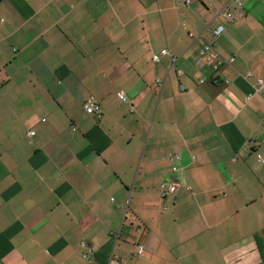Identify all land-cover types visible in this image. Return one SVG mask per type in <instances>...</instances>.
Wrapping results in <instances>:
<instances>
[{"label":"crops","instance_id":"crops-1","mask_svg":"<svg viewBox=\"0 0 264 264\" xmlns=\"http://www.w3.org/2000/svg\"><path fill=\"white\" fill-rule=\"evenodd\" d=\"M260 79L264 0H0V264H264Z\"/></svg>","mask_w":264,"mask_h":264},{"label":"built area","instance_id":"built-area-1","mask_svg":"<svg viewBox=\"0 0 264 264\" xmlns=\"http://www.w3.org/2000/svg\"><path fill=\"white\" fill-rule=\"evenodd\" d=\"M211 1V0H208ZM186 2H190V0H186ZM223 14L225 15V17L227 18L228 21L233 22L239 18H241L243 16L242 11L238 10V11H228V10H223ZM226 29V26L223 24H219L215 29H214V35L216 37L220 36ZM203 52L207 54L208 59L212 60L217 58V53L215 52V43L214 42H209L205 45ZM171 56V55H170ZM153 60L157 61L159 60V54H154L153 55ZM177 62V58L174 56H171V60H170V65H175ZM179 73H181V71H179ZM159 83V85L162 83L161 79H158L157 81ZM260 85L261 88L264 89V80L260 79ZM118 96L122 99V100H126V96L124 94L123 91H120L118 93ZM85 111L91 115H100L101 113V106L98 100L91 98L89 100H87L84 105H83ZM35 135V131L33 129H29L27 131V137L29 139L30 142H32V138ZM179 183L177 181H169L166 183H162L161 187L163 189L162 191V195L165 196L168 193H174L178 187ZM86 244L83 243V246H85ZM139 253L143 252V246L139 247ZM91 253V250L88 248V253L84 255L85 258L88 257V255ZM60 264H66L64 262H61Z\"/></svg>","mask_w":264,"mask_h":264}]
</instances>
